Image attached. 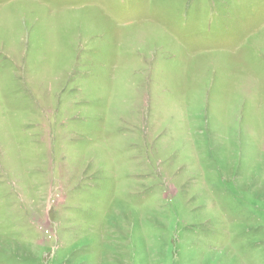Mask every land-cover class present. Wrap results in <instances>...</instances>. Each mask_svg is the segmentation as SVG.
<instances>
[{
    "label": "rangeland",
    "instance_id": "374dc122",
    "mask_svg": "<svg viewBox=\"0 0 264 264\" xmlns=\"http://www.w3.org/2000/svg\"><path fill=\"white\" fill-rule=\"evenodd\" d=\"M0 264H264V0H0Z\"/></svg>",
    "mask_w": 264,
    "mask_h": 264
},
{
    "label": "bare ground",
    "instance_id": "6f19581e",
    "mask_svg": "<svg viewBox=\"0 0 264 264\" xmlns=\"http://www.w3.org/2000/svg\"><path fill=\"white\" fill-rule=\"evenodd\" d=\"M157 21V20H156Z\"/></svg>",
    "mask_w": 264,
    "mask_h": 264
}]
</instances>
